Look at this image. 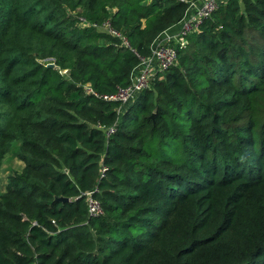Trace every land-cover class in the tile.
Returning <instances> with one entry per match:
<instances>
[{
  "label": "trees",
  "instance_id": "obj_1",
  "mask_svg": "<svg viewBox=\"0 0 264 264\" xmlns=\"http://www.w3.org/2000/svg\"><path fill=\"white\" fill-rule=\"evenodd\" d=\"M189 1L0 0V264H264V0L218 3L120 115L101 99Z\"/></svg>",
  "mask_w": 264,
  "mask_h": 264
},
{
  "label": "built area",
  "instance_id": "obj_2",
  "mask_svg": "<svg viewBox=\"0 0 264 264\" xmlns=\"http://www.w3.org/2000/svg\"><path fill=\"white\" fill-rule=\"evenodd\" d=\"M216 0H192L187 2L186 12L178 22L180 28L177 34L169 35L163 32L150 46V54L145 58H140L139 63L130 74V83L124 90H117L113 94L101 97L103 101L118 102L125 104L135 97L139 92L148 87L150 79L158 72H163L172 66L176 60L175 46H183L185 38L195 32L201 20L208 17L216 8ZM79 26L91 27L97 32H103L115 37L119 35L110 29L109 24L104 22L100 25L86 23L82 18H78ZM163 35V36H162ZM87 88V86L85 87ZM113 132V127L104 130L108 137ZM85 205L88 216L95 217L102 214L99 202L92 197L91 193L85 194Z\"/></svg>",
  "mask_w": 264,
  "mask_h": 264
},
{
  "label": "rangeland",
  "instance_id": "obj_3",
  "mask_svg": "<svg viewBox=\"0 0 264 264\" xmlns=\"http://www.w3.org/2000/svg\"><path fill=\"white\" fill-rule=\"evenodd\" d=\"M133 99H134V97L132 99H130L129 101H127L125 104H121V106L118 110L119 115L121 114L123 109L126 108L131 103V101ZM16 146H17L16 144H13L10 147V150H9L8 154L6 155V157L1 161V165H0V192L3 190V186L5 184L6 176L12 171L19 172L20 169L22 168V163L19 162L14 156Z\"/></svg>",
  "mask_w": 264,
  "mask_h": 264
},
{
  "label": "crops",
  "instance_id": "obj_4",
  "mask_svg": "<svg viewBox=\"0 0 264 264\" xmlns=\"http://www.w3.org/2000/svg\"><path fill=\"white\" fill-rule=\"evenodd\" d=\"M218 3L223 2L224 0H216ZM179 24H176L174 26H172L171 28H169L168 30L165 31V34H169V35H175L178 33L179 31ZM163 36V35H162ZM23 166V165H22Z\"/></svg>",
  "mask_w": 264,
  "mask_h": 264
},
{
  "label": "water",
  "instance_id": "obj_5",
  "mask_svg": "<svg viewBox=\"0 0 264 264\" xmlns=\"http://www.w3.org/2000/svg\"><path fill=\"white\" fill-rule=\"evenodd\" d=\"M46 67H48V68H53V63H49V64H47ZM55 200H56V201H59V202H66V201H67V199H65V198H61V197L55 198Z\"/></svg>",
  "mask_w": 264,
  "mask_h": 264
}]
</instances>
